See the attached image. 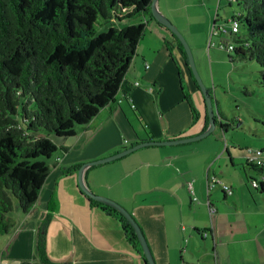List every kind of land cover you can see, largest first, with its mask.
<instances>
[{
    "label": "crops",
    "instance_id": "1",
    "mask_svg": "<svg viewBox=\"0 0 264 264\" xmlns=\"http://www.w3.org/2000/svg\"><path fill=\"white\" fill-rule=\"evenodd\" d=\"M160 9L170 18L167 9ZM172 18L183 30L185 24L187 28L193 25L190 16L186 23ZM214 18L205 10L199 22V47L204 55ZM144 19L145 34L115 100L77 129L76 135L59 141L62 151L51 159V172L37 202L28 213L18 214L14 230L0 239V264H146L127 240L121 222L92 206L81 192L77 170L64 174L67 167L115 154L141 141L188 137L205 130V101L203 115L197 113L194 120L190 98L184 92L185 85L192 94L200 88L183 48L168 28L151 17ZM193 34L189 30L186 36ZM134 81L140 84L135 86ZM125 92L127 100H123ZM217 138H221L219 133L212 140L147 146L84 171L91 191L115 200L135 217L156 264H174L175 256L181 258L177 264L186 262L188 246L193 256L197 245L210 246V240L211 261L206 264H239L241 259L243 264H256L254 259L259 258L256 251L264 247V194L252 192L248 180L243 182L223 169L226 153L231 165L235 159L230 145L225 144L223 152ZM210 174L233 186V193L229 196L220 187L218 195L214 186L209 188ZM208 200L217 208L212 218ZM207 229L213 235L203 237ZM42 235L48 262L38 255Z\"/></svg>",
    "mask_w": 264,
    "mask_h": 264
},
{
    "label": "trees",
    "instance_id": "2",
    "mask_svg": "<svg viewBox=\"0 0 264 264\" xmlns=\"http://www.w3.org/2000/svg\"><path fill=\"white\" fill-rule=\"evenodd\" d=\"M151 1L0 0L1 235L16 227L8 219L14 202L22 214L37 202L59 141L76 135L115 100L147 28V19L142 18H153ZM235 2L240 9L239 31L243 28L245 35L239 37L238 31L233 37L235 47L229 56L260 65L264 88V0ZM136 18L139 21L130 23ZM122 95L127 100L126 92ZM190 107L196 119L191 102ZM208 121L207 116L206 128ZM81 165H72L64 174ZM246 165L259 177L264 175V165ZM247 180L252 183L256 178ZM253 188L264 194V180ZM86 197L121 222L127 240L146 262L127 219L115 208ZM37 248L48 262L43 235Z\"/></svg>",
    "mask_w": 264,
    "mask_h": 264
},
{
    "label": "rangeland",
    "instance_id": "3",
    "mask_svg": "<svg viewBox=\"0 0 264 264\" xmlns=\"http://www.w3.org/2000/svg\"><path fill=\"white\" fill-rule=\"evenodd\" d=\"M164 1L165 0H158V10L162 13V10L160 8L167 9L170 18L166 16V14H162L166 16L173 24L174 22L171 20L173 19L172 17H174V20L178 18L180 22L184 21V23H186L187 17L190 16L191 21L193 22V25L188 28L185 24V30H183L181 26L180 29L175 24L174 25L183 34L188 44L190 45L198 73L213 98V111L218 124L214 132L205 137L203 140H212V138H216L217 134L219 133L222 138H217V140L220 141V146L222 145L223 149L226 148L225 144H229V152L233 153L232 157L233 159H235L234 165H231L228 154L226 153L223 157V160L221 161L223 165L225 164V167L223 169L227 170L228 174H232L234 177L240 178L243 182H246L248 174L249 177L251 176L252 178L256 179L259 178V175L246 165V156L248 155L250 149H261L263 150L262 155L264 158V88L260 83L261 67L255 61L240 59H234L232 61L229 56L231 52L219 47V44L221 43L232 41L234 35L231 33L230 20L235 17L236 13H238V11L240 10L238 5L236 4V2L231 0ZM170 6H172L176 10L171 11ZM205 10L211 12L212 18L215 17L214 20L218 18V25H224L225 23H227V32H224L219 35V37L214 38L212 36L210 37L209 35L207 48H205V51H210V53L208 54L205 52L204 55L199 47L200 41L198 31L201 29V25L199 24V22H201L203 17L205 16ZM148 17L150 16L147 15V18ZM139 19L140 18H138V20L137 18L135 20L133 19L130 21V23L137 22L139 21ZM153 19L155 18L153 17ZM142 20L145 19L142 18ZM189 30L194 32L193 36H190L191 38H189V36H186ZM244 35L245 31L243 28H241L238 36L243 37ZM211 39L214 43L212 46L209 42V40L211 41ZM184 87L187 88L184 89V92L190 98L189 101H191L196 114L200 113L201 115H203L205 108V98L201 89H197V92L192 94L188 86L185 85ZM194 120L196 119L194 118ZM221 124L228 125L226 130L222 127ZM221 127L223 130L221 129ZM224 150L225 149H223V152ZM60 151H62V149L58 143V149L53 155L55 156ZM54 156H52L51 159ZM105 157L107 156H104L102 158ZM212 176L213 175L210 174V177ZM219 180L221 182L224 181L220 178ZM223 183L226 184L225 181ZM214 187L218 190V195H221L220 186L215 185ZM249 188L252 192H255L251 182L249 183ZM234 192L237 191L234 190ZM18 214L22 213L19 206L17 205V202H14L13 211L8 214L9 221L17 224L19 218ZM2 236L3 235L0 234V239L2 238ZM209 244L210 246L197 245V247L195 248L196 253L193 256L190 252L191 246H188V248L186 249L187 252L184 253L186 262L182 261L181 264H188V262L193 261L196 264L209 263L211 261L210 254L212 253H210V251H212L211 240L209 241ZM256 254L259 256V258L254 259V263L264 264V247H258ZM218 257L219 261L223 262V256L221 254H218ZM174 258L176 259L174 264L181 262V258L177 256H175ZM238 263L243 264L242 259ZM224 264H227V262L224 261Z\"/></svg>",
    "mask_w": 264,
    "mask_h": 264
},
{
    "label": "water",
    "instance_id": "4",
    "mask_svg": "<svg viewBox=\"0 0 264 264\" xmlns=\"http://www.w3.org/2000/svg\"><path fill=\"white\" fill-rule=\"evenodd\" d=\"M150 9H151V13H152L153 17L156 19V21L159 24L168 28L178 38L179 42L181 43V45L183 47V51H184V53L187 57V60H188L189 69H190L198 87L201 89V91L204 94L206 111H207V116H208V120H209L208 126L201 133H199L197 135H193L191 137L188 136V137L169 139V140L141 141V142H138L136 144L131 145L130 147H128L122 151H119L115 154H112L111 156H107L105 158H100V159H96V160H93L90 162H86V163L82 164L78 169V181H79L80 189L83 193H85L86 195H88L90 198H92L94 200L105 203V204L115 208L117 211H119L127 219V221L131 224V226L133 227V229L135 231V234L138 238V241L140 243V246H141L142 252L145 256L147 264H156V261L154 259V255H153L152 250L148 244L146 236H145L140 224L135 220V218L129 212V210H127L124 206H122L121 204H119L118 202H116L112 199H109L107 197H102V196L95 194L93 191H91L88 188V186L85 183V179H84V171H85L86 167H88V166H96L99 164H104L107 162H111L113 160H117L121 157H124V156H126L132 152H135L136 150H139V149L147 147V146H170V145H179V144H185V143L199 141V140L207 137L208 135H210L212 132H214V130L217 127V123H216L217 119L215 118V114L213 111V103H212L213 98L210 95L207 87L204 85V83H203V81H202V79L198 73L190 45L188 44V42L185 39V37L183 36V34L178 30V28L166 16H164L158 10V0H152L151 1Z\"/></svg>",
    "mask_w": 264,
    "mask_h": 264
},
{
    "label": "built area",
    "instance_id": "5",
    "mask_svg": "<svg viewBox=\"0 0 264 264\" xmlns=\"http://www.w3.org/2000/svg\"><path fill=\"white\" fill-rule=\"evenodd\" d=\"M231 1L235 2V0H231ZM230 21H231V27H230L231 33L235 36L238 33L239 27H240V20L238 18V13H236L235 17H233ZM226 25H227V23H225L224 25H221V24L218 25V23L215 22L211 28L210 37L211 36L213 38L219 37V35H221L222 33L227 32ZM209 42H210L211 46L214 44L212 39H211V41L209 40ZM219 47L222 49H226V50L230 51L231 53H233V50L235 47L234 42H233V38H232V41H226L225 43L219 44ZM148 66L149 65L147 63H145V67H148ZM133 84L135 86H138L140 83H139V81H134ZM150 89L153 90V88H150ZM262 154H263V150H261V149H250L248 155L246 156V162L249 164H252V165L263 166L264 165V158H263ZM260 180H264V175L262 177H259L256 180H254L252 182V185L257 186V182H259ZM211 185H213V186L219 185L222 188V190L228 195H231L233 193V186L221 182L215 176L208 178L209 188L213 187ZM189 187H190V189H192L191 184ZM194 200H197V198L194 197ZM207 205L209 208L210 217L212 218L214 216V214L217 212V208L209 200L207 201ZM210 235H213V232L211 229H207V230H204L202 232L203 237H208Z\"/></svg>",
    "mask_w": 264,
    "mask_h": 264
}]
</instances>
